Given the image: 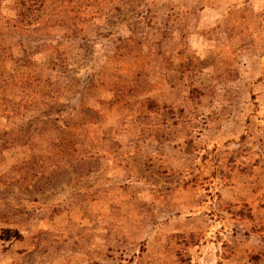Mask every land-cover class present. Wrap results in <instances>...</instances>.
<instances>
[{"label": "rangeland", "instance_id": "obj_1", "mask_svg": "<svg viewBox=\"0 0 264 264\" xmlns=\"http://www.w3.org/2000/svg\"><path fill=\"white\" fill-rule=\"evenodd\" d=\"M0 264H264V0H0Z\"/></svg>", "mask_w": 264, "mask_h": 264}]
</instances>
